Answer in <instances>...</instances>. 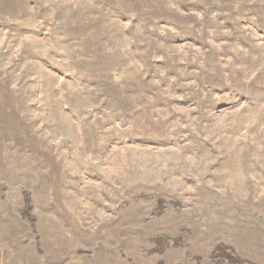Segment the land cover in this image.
Returning a JSON list of instances; mask_svg holds the SVG:
<instances>
[{"label": "rangeland", "instance_id": "1", "mask_svg": "<svg viewBox=\"0 0 264 264\" xmlns=\"http://www.w3.org/2000/svg\"><path fill=\"white\" fill-rule=\"evenodd\" d=\"M0 264H264V0H0Z\"/></svg>", "mask_w": 264, "mask_h": 264}]
</instances>
